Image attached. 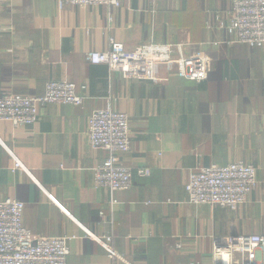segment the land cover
<instances>
[{
    "label": "crops",
    "instance_id": "1",
    "mask_svg": "<svg viewBox=\"0 0 264 264\" xmlns=\"http://www.w3.org/2000/svg\"><path fill=\"white\" fill-rule=\"evenodd\" d=\"M232 0H124L118 8H65L56 0L0 5V97L42 96L67 81L80 107L51 104L32 126L0 121V201L23 203L34 237H69L67 264H212L229 239L264 235V46L234 43ZM136 52L148 41L211 60L200 84L126 79L92 64L109 41ZM85 87L83 91L80 89ZM110 106L129 118L131 149L119 163L131 187L109 194L93 182L107 154L87 140L88 117ZM243 161L257 185L237 211L187 202L191 171ZM18 163L19 168H14ZM147 174L140 176L139 171ZM109 238L111 258L97 240ZM179 244L180 248H176Z\"/></svg>",
    "mask_w": 264,
    "mask_h": 264
},
{
    "label": "built area",
    "instance_id": "2",
    "mask_svg": "<svg viewBox=\"0 0 264 264\" xmlns=\"http://www.w3.org/2000/svg\"><path fill=\"white\" fill-rule=\"evenodd\" d=\"M9 0H0V5ZM124 0H56L59 11L65 8L103 6L120 7ZM233 42L251 48L264 46V0H232L226 24L220 23ZM179 44H157L148 41L136 52H127L123 44L109 41L102 52L88 54L92 64H105L109 73H120L126 79L166 82L171 75L196 84L205 82L211 60L202 54L178 56ZM83 91L85 87H81ZM84 96L76 85L48 82L42 96L27 97L4 93L0 97V121L13 128L35 124L39 109L47 105L80 107ZM87 140L93 150H102L106 159L93 169V182L109 194L127 191L131 187V171L119 163V156L131 149L129 118L112 111L110 106L95 110L88 117ZM15 163L14 168H19ZM140 176L147 173L138 172ZM257 185L254 167L243 161L226 166L212 165L191 171L184 190L187 202L237 211L246 204ZM23 203L15 199L0 201V264H67L69 237H34L21 223ZM111 258H118L109 247V238L97 240ZM176 248H180L177 244ZM212 264H264V235H243L227 241L212 251ZM144 264V263H132ZM193 264V263H191Z\"/></svg>",
    "mask_w": 264,
    "mask_h": 264
}]
</instances>
